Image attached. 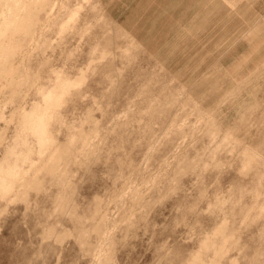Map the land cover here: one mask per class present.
<instances>
[{
	"label": "rangeland",
	"instance_id": "374dc122",
	"mask_svg": "<svg viewBox=\"0 0 264 264\" xmlns=\"http://www.w3.org/2000/svg\"><path fill=\"white\" fill-rule=\"evenodd\" d=\"M0 46V264H264V0H0Z\"/></svg>",
	"mask_w": 264,
	"mask_h": 264
},
{
	"label": "bare ground",
	"instance_id": "6f19581e",
	"mask_svg": "<svg viewBox=\"0 0 264 264\" xmlns=\"http://www.w3.org/2000/svg\"><path fill=\"white\" fill-rule=\"evenodd\" d=\"M32 6V5H31ZM34 6V5H33ZM30 7V6H29ZM28 7V8H29ZM26 9H27V7H26ZM25 9V12L27 11V10H29V9H27L26 10ZM31 9H33L32 7H31ZM30 11V10H29ZM32 11H34V9L32 10ZM28 12V11H27ZM27 12H26V14H27ZM31 12V11H30ZM29 13V12H28ZM32 13L33 12H31V13H29V15H32ZM27 16V15H26ZM30 17V18H29ZM29 17H25V18H28L27 20H24L23 19V21H24V23H25V21L28 23H30L31 21H33V19L31 18V17H33V15L32 16H29ZM23 21H22V23H23ZM34 22H35V20H34ZM37 22V21H36ZM27 23H26V25H24V24H21V26H17L16 25V28L15 29H17V31H14L13 32V35H14V37L16 36V39L18 38V35L20 34H23V32L26 30L25 29V27L24 26H27L26 28H29L30 26H28L29 25V23H28V25H27ZM20 25V24H19ZM22 25H24V26H22ZM12 28H14L13 26L11 27L10 26V29H12ZM19 29H21V30H19ZM25 29V30H24ZM3 46L1 47L0 46V60L1 59H3V57H1V55H2V51H3ZM3 74H5V68H4V65H0V76H2ZM5 76V75H4ZM3 78V77H2ZM40 107V106H39ZM39 107H37V106H35L33 109H32V115L33 114H35V113H37V112H39V111H37V110H39ZM25 119H27V117L25 118ZM28 119H30V118H28ZM43 118L42 119H39V120H37V122L35 123V124H33V128H32V130H33V133H34V135H36L39 139L43 136V129H44V127H43ZM27 123V122H26ZM40 140H42V139H40ZM41 142V141H40ZM5 161V160H4ZM0 162H1V160H0ZM1 163H3V161L1 162ZM3 167V165H1L0 164V168H2ZM2 171L0 170V173H1ZM7 178V177H6ZM6 179H4V177L2 176V175H0V187L1 186H3V183H4V181H5ZM205 250V249H204ZM217 255V254H216ZM219 255V254H218ZM217 255V256H218ZM194 258V257H193ZM202 258V257H201ZM199 256H196L193 260H192V262H191V264H213L214 262L212 261V259L209 261L210 263H208V262H203V261H201L200 259H201ZM206 258V257H205ZM207 261V260H206ZM212 261V262H211ZM217 260H215V263L214 264H217V262H216ZM188 264H190V262L188 263Z\"/></svg>",
	"mask_w": 264,
	"mask_h": 264
}]
</instances>
